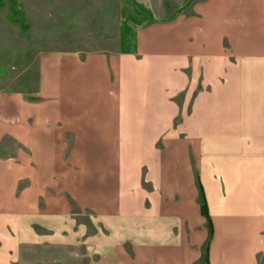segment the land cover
<instances>
[{
	"label": "crops",
	"instance_id": "crops-1",
	"mask_svg": "<svg viewBox=\"0 0 264 264\" xmlns=\"http://www.w3.org/2000/svg\"><path fill=\"white\" fill-rule=\"evenodd\" d=\"M138 1L0 92V264H264V0Z\"/></svg>",
	"mask_w": 264,
	"mask_h": 264
},
{
	"label": "rangeland",
	"instance_id": "rangeland-1",
	"mask_svg": "<svg viewBox=\"0 0 264 264\" xmlns=\"http://www.w3.org/2000/svg\"><path fill=\"white\" fill-rule=\"evenodd\" d=\"M130 9L128 0H0V92L30 97L40 52L117 50ZM32 259L21 264L80 261L48 255Z\"/></svg>",
	"mask_w": 264,
	"mask_h": 264
},
{
	"label": "trees",
	"instance_id": "trees-1",
	"mask_svg": "<svg viewBox=\"0 0 264 264\" xmlns=\"http://www.w3.org/2000/svg\"><path fill=\"white\" fill-rule=\"evenodd\" d=\"M178 119H179V118H178ZM178 119H177V120H178Z\"/></svg>",
	"mask_w": 264,
	"mask_h": 264
}]
</instances>
